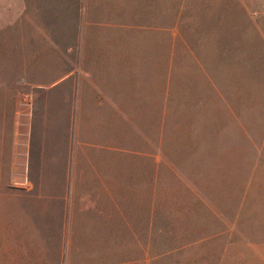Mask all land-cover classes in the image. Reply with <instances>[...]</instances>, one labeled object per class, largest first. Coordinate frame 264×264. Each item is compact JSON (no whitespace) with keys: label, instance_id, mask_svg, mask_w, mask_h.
I'll use <instances>...</instances> for the list:
<instances>
[{"label":"crops","instance_id":"1","mask_svg":"<svg viewBox=\"0 0 264 264\" xmlns=\"http://www.w3.org/2000/svg\"><path fill=\"white\" fill-rule=\"evenodd\" d=\"M263 79L264 0H0V159L30 198L0 264H221Z\"/></svg>","mask_w":264,"mask_h":264},{"label":"rangeland","instance_id":"2","mask_svg":"<svg viewBox=\"0 0 264 264\" xmlns=\"http://www.w3.org/2000/svg\"><path fill=\"white\" fill-rule=\"evenodd\" d=\"M255 89L260 103L264 99V79L257 80ZM11 90L13 87L10 85H0V149L2 153L6 146L7 126L10 122L13 102V95L9 94ZM250 133L256 136L257 141L261 138L259 136L263 135V141L259 143L249 189L241 195L239 212L234 217L233 223L228 222L229 230L239 234L234 235L237 238L231 239L234 244L221 264H264V128H250ZM3 162L4 160L0 159V258L3 257L2 250L22 247L27 241L18 238V234L24 230L20 217L24 213V202L26 198H29L25 196L23 186L10 183L9 177L5 174ZM20 177L15 176V179L19 181ZM34 191L32 190L31 193ZM9 220H12L10 224ZM217 257L210 253L204 256H185L192 260L191 264H216ZM200 259L206 262L199 263Z\"/></svg>","mask_w":264,"mask_h":264}]
</instances>
